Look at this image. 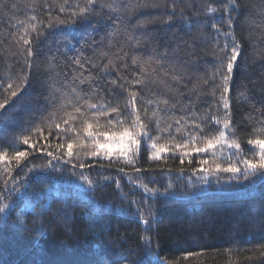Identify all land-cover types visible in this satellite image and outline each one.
Returning a JSON list of instances; mask_svg holds the SVG:
<instances>
[{
	"label": "trees",
	"instance_id": "16d2710c",
	"mask_svg": "<svg viewBox=\"0 0 264 264\" xmlns=\"http://www.w3.org/2000/svg\"><path fill=\"white\" fill-rule=\"evenodd\" d=\"M46 2L51 9L44 7L45 0H38L34 13L26 6L28 0H10L7 8L0 7V101L8 98L6 110H0V145L6 146L25 127L41 123V117L52 111L55 87L65 82L79 84V79L73 80L74 75L82 72L85 77H96L92 83L103 89L102 95L115 92L123 102L128 93L112 84V80L125 83L118 71L132 79L134 72L141 73L140 61L158 56L169 71V61L183 69L180 74L185 77L184 83L161 77L177 91H169L158 81L147 88H136L148 98L157 93L178 101L170 110L173 115L169 122L185 114L195 120L210 105L215 111L214 101H218L222 89H217L214 98L200 94V88L210 91L212 81L207 85L203 81L216 72L219 58L214 41H205L195 22L217 17L204 10L222 0H176L174 13L172 0H167V6L165 0H115L120 6L117 12L105 7L87 22L49 30L31 58L29 69L11 34L15 32L18 39L25 25L36 23L28 19L30 15L47 21L49 11L60 14L63 0ZM180 7L186 9L184 18ZM192 8L201 15H193ZM233 16V30L242 43L243 54L230 82V109L238 129L235 135L251 158L254 149L247 139L256 122L264 120V0H238ZM220 26L227 31L226 25ZM28 31L31 33V29ZM205 31L214 32L210 25ZM225 39L230 38L219 37L220 47ZM189 43L194 47L189 49ZM72 56L91 57L97 66L88 63L78 69L69 59ZM132 57L139 58L137 64H133ZM109 59L118 71L111 66L101 70ZM153 67L159 68L154 61ZM22 73L27 74V80L18 96L11 97L8 84L13 83L15 88ZM220 83L217 77L215 84ZM80 86L88 88L87 83ZM173 134L185 139L183 133ZM162 155L166 161H150L145 147L138 163L144 171L139 173L126 165L108 166L107 161L103 167L85 168L84 175L93 182L91 188L78 174L79 167L73 175L71 165L60 164L62 171H56L43 167L50 159L46 155L37 152L30 156L28 160L33 163L28 167H35L34 171L13 169L14 175L20 172L19 192L13 191L11 184L5 190L0 180V195L7 198L2 202L10 204L7 212L0 214V264H264V177L244 180L241 176L237 180L230 179L229 173H218L205 180L204 173L191 171L197 167L196 153L191 165L187 158L181 165L178 152L175 156L172 152ZM8 163L7 159L0 163L3 176L7 175L2 170ZM11 163L15 165V161ZM120 167L126 171H118ZM181 167L185 168L183 174ZM137 180L158 189L160 194H145ZM149 207L152 227L145 230L139 209L147 212ZM142 237L150 238V246Z\"/></svg>",
	"mask_w": 264,
	"mask_h": 264
},
{
	"label": "snow or ice",
	"instance_id": "6c2138e0",
	"mask_svg": "<svg viewBox=\"0 0 264 264\" xmlns=\"http://www.w3.org/2000/svg\"><path fill=\"white\" fill-rule=\"evenodd\" d=\"M9 3L10 0H0V7L7 8ZM165 4L167 6V0H165ZM11 6L13 9L17 7L14 3ZM26 6L34 13L38 6V0H28ZM154 6L159 7V4ZM44 7L51 9V5L46 0ZM105 7L112 12H117L120 8L115 0L110 4L101 3V0H84L83 4L80 3V0H74V2L63 0V3L59 5L60 14L54 15L49 11L47 21L30 15L28 19L36 21V23L25 25L24 34L18 39L15 32L11 34L20 49L19 54L25 57L28 68L32 67L31 58L36 55V49L49 35V30L59 26L72 25L78 21L87 22L92 15L102 12ZM170 7L174 13L177 8L176 0H172ZM237 7L238 0H226V2L222 0L221 4L217 6L209 4L204 10L205 14L215 13L218 14L217 17L211 21L197 20L195 22L200 26V36L205 41H214V50L219 58L216 72L203 81L205 85L209 84V80L212 81L210 91L200 88V94H210L214 98L217 95V89H222L218 101H214L215 111L210 105L200 115L193 113L196 115L195 120L185 114L169 122L173 115L170 110L176 108L178 101L170 100L157 93H153L152 97L148 98L138 91L136 86L147 88L149 83L158 81L169 91L175 92L177 89L167 84L166 80L161 77H170L176 84L184 83L185 77L180 74L183 69L177 68L174 61H169L171 68L169 71L164 67L162 57L158 56L147 61H140L141 73L134 72L133 78L129 79L120 73L114 61L109 59L108 64H105L101 70L106 71L110 66L113 70H117L118 75L125 83L118 84L116 80H112V84L127 92L128 96L121 102L118 93L102 95L103 89L92 83L96 77L91 75L85 77L82 72L73 76V80L79 79V84L65 82L56 86L51 96L52 111L48 116H42L41 123L34 127H25L6 146L0 145V163L6 159L9 161L2 170L7 175L0 174V180H2L5 190L11 184L13 191L19 192L18 177L20 172H16L14 175L13 169L34 171L35 167H28L29 163H33L28 158L37 152L50 158L44 163V168L62 171L59 167L60 164L71 165L72 174L77 175L75 169L79 167L81 171L78 174L90 188L93 186V182L84 175L85 168L95 165L103 167V162L107 161L108 166L126 165L137 173L142 172L144 169L140 168L138 163L145 147L149 152L150 161L162 159L166 161L167 157L162 155L163 153L172 152V155L175 156L178 152L181 165H184L185 158L191 165L193 163L192 155L196 153L197 167L192 168L191 171L193 174L204 173L205 180L209 175L218 173H229L231 174L230 179L237 180L241 176L244 180L257 176L264 177V120L256 122V126L252 129L253 134L247 139V144L254 149L251 158H249L245 155L239 136L235 135L238 129L234 124L230 109V82L233 80L234 69L238 66V58L243 54L242 43L237 39L233 30L235 20L233 12L237 10ZM179 11L181 18H184L185 7H180ZM221 12L223 14L219 15ZM192 13L197 17L201 15L195 8H192ZM171 19L172 15L169 14L168 20ZM221 24L226 25L227 31L221 30ZM209 25L214 30L211 34L205 31ZM28 29H31V33ZM221 36L230 38L225 39L223 47H220L219 37ZM187 47L191 49L194 45L189 43ZM124 55L126 56L127 53ZM117 58L122 57L117 55ZM69 59L78 69H83L88 63H92L93 67L97 66L92 62L91 57L82 59L79 56H72ZM138 60V57H132L133 64H137ZM153 61L159 68L153 67ZM217 77L221 81L220 84H215ZM26 80L27 74L22 73L15 88L13 83L8 84V89H11V97L18 96ZM85 83L88 84L87 89L80 86ZM196 87L198 86H194V89ZM56 93L59 95L57 96ZM6 104H8V98L0 101V110H6ZM45 128H47V134H45ZM53 129L55 130L54 135ZM173 131L176 134L183 133L185 139H177ZM162 139L166 142L160 143ZM20 145H24L26 148L22 149ZM28 149L32 151H28ZM82 155L83 158H81ZM11 161H15V165H12ZM23 161H28V163H23ZM53 161L57 163L53 164ZM86 161H91V163ZM118 171L123 173L126 169L120 167ZM179 171L183 174L185 168L181 167ZM137 185L144 189L145 194L151 193L153 196L160 194L158 189L150 188L139 180H137ZM117 186H119V182H117ZM5 199L7 198L0 195V214H5L10 208L9 203L2 202ZM139 212L141 223L146 226L145 230L150 229L152 227L150 217L153 215L151 208L149 207L147 212L144 209H139ZM19 222L22 224L23 220ZM142 239L146 245L150 246L149 237H142Z\"/></svg>",
	"mask_w": 264,
	"mask_h": 264
},
{
	"label": "rangeland",
	"instance_id": "374dc122",
	"mask_svg": "<svg viewBox=\"0 0 264 264\" xmlns=\"http://www.w3.org/2000/svg\"><path fill=\"white\" fill-rule=\"evenodd\" d=\"M113 151L115 152L116 150L114 149Z\"/></svg>",
	"mask_w": 264,
	"mask_h": 264
}]
</instances>
